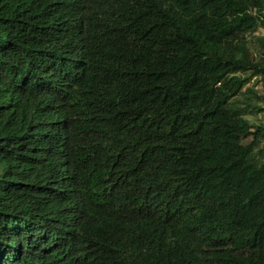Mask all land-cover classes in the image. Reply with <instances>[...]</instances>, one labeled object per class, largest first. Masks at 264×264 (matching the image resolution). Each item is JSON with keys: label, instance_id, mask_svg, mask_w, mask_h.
I'll return each mask as SVG.
<instances>
[{"label": "trees", "instance_id": "trees-1", "mask_svg": "<svg viewBox=\"0 0 264 264\" xmlns=\"http://www.w3.org/2000/svg\"><path fill=\"white\" fill-rule=\"evenodd\" d=\"M258 30L264 0H0V264H264Z\"/></svg>", "mask_w": 264, "mask_h": 264}, {"label": "rangeland", "instance_id": "rangeland-1", "mask_svg": "<svg viewBox=\"0 0 264 264\" xmlns=\"http://www.w3.org/2000/svg\"><path fill=\"white\" fill-rule=\"evenodd\" d=\"M264 33L263 30H258L256 32H254L253 34H251L249 36V39L252 40L254 42V38L260 34ZM255 43V42H254ZM254 49H257V44H254ZM259 77L256 76H252L250 78V81L247 83L248 86L253 89L259 96H262L263 98H254V102L264 106V80H259L256 82V79ZM261 79V78H259ZM249 118L252 121H259L261 120L264 123V111L258 112L257 116L255 117L254 115L249 116Z\"/></svg>", "mask_w": 264, "mask_h": 264}]
</instances>
